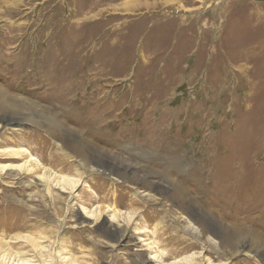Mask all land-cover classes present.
Instances as JSON below:
<instances>
[{
	"label": "rangeland",
	"instance_id": "1",
	"mask_svg": "<svg viewBox=\"0 0 264 264\" xmlns=\"http://www.w3.org/2000/svg\"><path fill=\"white\" fill-rule=\"evenodd\" d=\"M4 165L0 264H264V0H0Z\"/></svg>",
	"mask_w": 264,
	"mask_h": 264
},
{
	"label": "bare ground",
	"instance_id": "2",
	"mask_svg": "<svg viewBox=\"0 0 264 264\" xmlns=\"http://www.w3.org/2000/svg\"><path fill=\"white\" fill-rule=\"evenodd\" d=\"M87 128V130H88V132H93L94 130H98V128H97V126L95 125V124H91L90 126H88V127H86ZM81 149V148H80ZM10 153H12L13 155H15V156H19V155H24V154H27V150L26 149H24V148H20V149H18L17 151H14V150H11V152ZM84 152H83V150H81V152L80 153H78L79 155V157L80 158H83V154ZM29 160H33V158L32 157H30V159ZM29 160H26V162H28ZM104 165V167H107L106 166V163H104L103 164ZM6 166L7 165H4V166H0V168L1 169H5L6 168ZM21 165H15V166H11L10 168H11V170H18V168H21L20 167ZM24 166H25V163H24ZM29 167V166H28ZM32 170V168H28L27 170ZM2 171V170H1ZM116 171L119 173L120 171H121V169L120 168H117L116 169ZM12 173V172H11ZM11 173H8L7 174V177L10 179V178H12V179H15L16 178V176H17V174H11ZM123 176H127V169H123L122 170V172H120ZM37 179L39 180V181H41L42 179L43 180H45V182L48 184L49 182V180H47V178H45V177H43L42 175H38L37 176ZM37 180V181H38ZM39 181L38 182H36V185L37 184H39ZM56 186L55 188L57 189V191H58V193H64V194H67L68 196V198H66V199H69V196H70V194H69V192H72V188H73V182H72V180H70L69 178H67L66 176H61V177H59V179L58 180H56V182L55 183H53V186ZM26 186H28V187H30L31 186V184H30V182H27V184H26ZM40 186H41V184H40ZM49 186H51V185H49ZM41 187H43V186H41ZM52 187V186H51ZM50 187V188H51ZM48 190H49V188L48 189H46V191L48 192ZM39 194L40 193H38V196H39ZM37 195V194H36ZM59 196V194L57 195V197L56 196H54V197H56V198H58V200H60V201H63L65 198H63V199H61L60 197H58ZM72 198V197H71ZM70 201V200H69ZM68 202V201H67ZM74 207V206H73ZM76 210H77V214H79V215H81V212L76 208ZM100 214V213H99ZM97 215L96 216V213H94L93 211H90V210H85V214L83 215V213H82V218H84L86 221H92L93 219L94 220H96V222L98 221V219H97V217H99V218H101V214L100 215ZM95 216V217H94ZM118 218H119V213L116 211V210H113L112 211V213L110 214V218H103V222H102V224L100 225V227H102V229H104L105 231H107L110 235H112L118 242H123L124 241V239L126 238V230L123 228V229H121V228H119V226H117V225H115V221H116V219L118 220ZM79 219H80V217H79ZM85 220H84V222H85ZM93 220V221H94ZM80 223V225L81 224H83V222H82V220H81V222H79ZM93 223V222H92ZM120 225V224H119ZM121 227V226H120ZM120 229V230H119ZM3 257L4 256H0V261L2 262V259H3ZM18 258H20L19 256H17ZM21 259V261H19L20 262V264H29L28 262L30 261V260H23L22 259V257L20 258ZM20 259H18V260H20ZM15 260V259H14ZM19 262H17V263H19ZM3 263V262H2Z\"/></svg>",
	"mask_w": 264,
	"mask_h": 264
}]
</instances>
